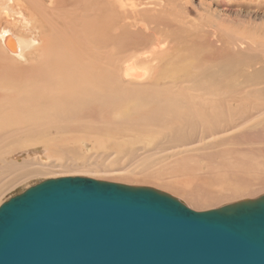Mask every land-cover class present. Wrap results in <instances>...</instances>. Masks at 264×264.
I'll list each match as a JSON object with an SVG mask.
<instances>
[{"label": "bare ground", "instance_id": "1", "mask_svg": "<svg viewBox=\"0 0 264 264\" xmlns=\"http://www.w3.org/2000/svg\"><path fill=\"white\" fill-rule=\"evenodd\" d=\"M211 1L224 12L245 4ZM192 6L191 0H0V140L8 144L0 142V150L11 149L0 154V190L48 172V165L24 170L44 156L56 164L65 153L83 156L77 153L90 141L78 134H89L91 149L102 145V154L123 155L121 164L139 159L146 169L160 168L177 182L164 185L178 194L145 188L189 209L224 199L209 187L225 181L234 187L235 179L240 186H221L225 197L258 198L248 192L263 189L264 181L249 186L246 175L261 179L264 170L236 162L234 152L226 156V147L247 132L262 137L264 66L257 60L259 68L245 71L238 14L231 19L208 4ZM19 156L32 162L17 164ZM127 180L117 183L134 187Z\"/></svg>", "mask_w": 264, "mask_h": 264}, {"label": "water", "instance_id": "2", "mask_svg": "<svg viewBox=\"0 0 264 264\" xmlns=\"http://www.w3.org/2000/svg\"><path fill=\"white\" fill-rule=\"evenodd\" d=\"M0 264H264V195L195 212L155 189L48 179L0 205Z\"/></svg>", "mask_w": 264, "mask_h": 264}, {"label": "rangeland", "instance_id": "3", "mask_svg": "<svg viewBox=\"0 0 264 264\" xmlns=\"http://www.w3.org/2000/svg\"><path fill=\"white\" fill-rule=\"evenodd\" d=\"M191 1H192V5H193L192 7L194 9L199 8L202 5H207L208 4L209 7H210V10L212 12L216 11V12H219V13L222 14L223 8L217 7L216 4H214V1H211V0H191ZM243 3H245V4H243L242 7H235V4H233L234 5L233 7H235V8H231V10H229L228 12H224L223 11V14L226 13L225 15L227 17H230L231 19H233L235 17V15L236 16L239 15L238 17H239V19L241 20V23H242V25H241L242 26V30L244 31L243 32V36H244L243 40L244 41L242 40L243 43L241 45V47L242 46L243 47L240 49L242 51H239V52L242 53L241 56H242V60L245 63L244 66L246 67V65L247 66L249 65L248 69H247V67L245 68L246 69L245 71L251 72L252 69L259 68V64L260 63L262 64V66H264V62H262V61H264V0H243ZM227 13H228V15H227ZM2 25L5 27L4 22L2 23ZM229 48H230V46H229ZM231 48H232V46H231ZM229 50H231V49H229ZM257 60L259 62L260 61L261 62L259 63ZM246 61H247V64H246ZM250 61H252V63ZM255 62H256V64H255ZM251 66H253L254 68H252ZM249 69H250V71H249ZM262 129H264V128H262ZM256 132H258V130ZM259 133H261L260 135L262 137L261 136L260 137L262 139L261 138L260 139L262 141L260 139L256 140V137L255 138L254 137L251 138V136H248L250 134V132L249 133L247 132V136L244 135V137L247 138V139H244V137H242L241 138L242 140L239 139V140L235 141V142H237L236 144H234V142L233 143H229L228 144L229 147L228 146H227L228 148L226 147V156L230 157L231 156L230 153L232 152L231 154H233V152H234V154H236L237 156L234 155V154L232 156L234 157V160L236 159L235 160L236 162H238L240 159L241 160L243 159L242 161L248 162V164H247L248 166L250 164L251 169L254 166H256L257 168H259L261 170V173H262V170H264V153L262 151V148L264 150V147H263L264 144H262L261 142H264V140H263L264 132H259ZM244 134H246V132ZM255 134H257V133H255ZM78 135L79 136H84V138H86V139L88 138L89 141H90V145L88 147H84V148L82 147L80 152L77 153V154H81L83 156H78V155L73 154V155H68V157H66L67 154L65 153V155H59V157H62V161H57L58 163L56 164V162H53V160H52L53 158L50 157L49 159H47L44 156V153L42 151H40L41 154L37 153L38 151L32 152L31 154L37 153L38 156L41 155V157L43 155L44 158H41V161H43V162L31 163L29 166H26L24 170H30V171L39 170L41 168H46V165H48L50 167L52 166L51 169L49 167L50 171H49V169H47L48 172H45L46 170L44 171V169H43V173L40 170L42 175H40V172H39L38 174H30V175L24 176V177H22V180H18L19 182L15 181V182H13L11 184L5 183L4 184L5 186L3 188H1V190H0V205L2 203L6 202L8 199H10V198L22 193L26 189H28V188H30V187H32V186H34V185H36V184H38V183H40L42 181H45V180H48V179L63 178V177H83V178H89V179H93V180H97V181H105V182H110V183H115V184H120V183L122 184L123 182H120V183H117V182H119L121 180L123 181L124 178H125L126 181H128L127 179H129L130 180L129 181V185L134 186V187H145L146 185L150 186V187H155V185H156L157 187L159 186L158 188L163 189V190H166L167 188L169 189V187L164 185L165 183L172 184V185H177V182L176 181H172L170 178H168L167 177L168 175H165L164 172H161L159 170L160 169L159 167H158L159 169H152V170L151 169H146L145 168L146 167L145 163H143L139 159L138 160L131 159L132 161L131 160L128 161L127 159H129V156L125 157V158L128 157L126 159L127 161L125 160L126 162H124L126 164H121L122 162H120V161H121V157L123 158V155H121V156L119 155V157H120L119 158V157L115 156L117 154H115V153L112 154V152H110V151H109L110 154H108V152H104V154H102L103 153V151H101V149L103 148L102 145H98L97 146L98 149H100V150H98L97 148L93 149V147H92V149L90 148L93 139H92V137L89 134H78ZM253 135H254V133H253ZM257 137H259V134H258ZM240 141H243V142H241L243 145H238V142L240 143ZM0 142H1L3 148H8L7 147L8 144H7V142H5L4 139L0 140ZM248 142H250V143H248ZM235 145H237L238 147L237 146L234 147ZM230 147H231L232 151H231ZM242 149H244L245 151H242ZM260 149H261V152H260ZM9 150H11V149H8L7 151L5 149L2 152L0 150V154L1 155L10 154V153H7ZM235 150L240 151V153L235 151ZM95 151H96V153H95ZM241 151H242V153H241ZM227 152H229V153H227ZM93 153H95V154H93ZM233 157H231V159H233ZM237 157H239L240 159L237 158ZM24 158L25 157H23V156H19L18 157L19 161L17 160L18 161L17 164H20L21 161H23V163H26V164L28 162H32L31 159H26V158L24 159ZM64 158L67 159V162H66V160ZM68 158H72V159H68ZM50 159L52 160L51 162L49 161ZM113 159L116 162H114ZM11 160H14V159H11ZM47 160L49 161L48 162L49 164L51 163V165H49L47 163ZM216 161H218V160H216ZM216 161H214V163H218ZM242 161H239V163H241L243 165L244 162H242ZM251 163H253V165ZM199 165H201V164H199ZM153 172H154V174H153ZM167 172H168V170H167ZM164 175H165V178H164ZM246 176L247 177H251V178L247 179L249 182H247V180H246V183H248L247 185H249V186H256L258 183H260V182H258V180H260L261 182L264 181V175H261V179H259L260 177L259 178L256 177V175L255 176L246 175ZM14 178H15V175H12L10 177V179H12V180ZM256 178H258V179H256ZM119 179H121V180H119ZM107 180H110V181H107ZM236 181H237V184H236ZM239 181L240 180H238V179L237 180L235 179L233 181L236 184V185H234V187L232 186L233 183L232 182H228V181L224 182L226 184L222 183L221 186L226 185V186H224V188H227L228 190L230 188L233 189L237 185L240 186L241 183L239 184ZM250 181H252V183ZM244 182H243V184H244ZM253 182H255V183H253ZM254 184H256V185H254ZM122 185H126V184H122ZM141 185H143V186H141ZM221 186H218V187L214 186V187H209V188L213 189L214 193H216L217 191H220L221 193H224V195L222 194L221 196L224 197L225 200L222 199V198H219L220 200L218 199V202H217V199L213 200L214 201L213 202V201H211L213 198H211L210 197L211 195H209L207 197L210 199L209 201H211V202L205 203L206 207H205V204H194L192 207L193 208L195 206L196 207L194 209L190 208V210L195 211V212H205V211H209V210L220 208V207H222V206H224L226 204H229L230 201L231 202L232 201L233 202H237L236 199H239L240 197H242V196H239L240 192H234L236 194H239L238 196L236 195V197L235 196L225 197L226 194H228V191L226 190V192H225V190H223L224 192H222V189H224V188H222ZM227 186L228 187L232 186L233 188L232 187L228 188ZM253 188H254L253 190H255L256 192L253 191L252 187H251L252 191L248 192L250 194H249V196L246 195L247 197H251L253 199V197L256 198L257 194H258V196H261V195L264 194V192H263L264 188L262 189V188H259L257 186L253 187ZM171 190L173 191V189H171V188L168 191L172 192ZM211 191L212 190H210V192ZM172 193H175V194L177 193L178 194V192L177 191L175 192V190ZM241 193H245V190L242 191ZM178 196H181V194L178 195ZM228 198H231V199H228ZM238 201H240V200H238ZM216 206H218V207H216Z\"/></svg>", "mask_w": 264, "mask_h": 264}]
</instances>
